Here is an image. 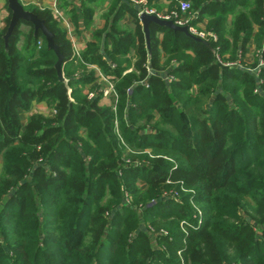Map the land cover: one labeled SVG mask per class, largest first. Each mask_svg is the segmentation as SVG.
<instances>
[{
    "label": "trees",
    "instance_id": "trees-1",
    "mask_svg": "<svg viewBox=\"0 0 264 264\" xmlns=\"http://www.w3.org/2000/svg\"><path fill=\"white\" fill-rule=\"evenodd\" d=\"M189 1L193 22L206 19L216 41L150 22V54L131 0L111 3L105 29L79 55L48 9L24 7L53 32L67 85L40 30L21 20L5 42L6 18L0 264H264V64L256 77L248 69L258 60L243 58L252 41L264 62V0ZM125 13L136 19L134 33L119 26ZM216 55L240 61L223 65ZM90 65L113 82L115 103L103 102ZM38 102L54 115L22 123L20 110ZM155 113L156 131L145 132ZM126 146L135 151L127 162ZM170 190L179 200H163Z\"/></svg>",
    "mask_w": 264,
    "mask_h": 264
},
{
    "label": "crops",
    "instance_id": "crops-1",
    "mask_svg": "<svg viewBox=\"0 0 264 264\" xmlns=\"http://www.w3.org/2000/svg\"><path fill=\"white\" fill-rule=\"evenodd\" d=\"M24 7L34 6L41 10L48 9L53 18L65 28L67 37L70 40L71 46L75 52L81 53L89 42H95L94 34L96 31L105 29L107 24V18H111L109 8L111 3H115V0H19ZM174 0H149L148 5L153 8L164 11L169 9ZM174 5V4H173ZM11 14V11L7 7V0H0V30L6 26V18ZM135 18L129 13H125L119 22V26L128 32H135L136 24ZM228 20H231V15L228 16ZM206 19L201 20V24L206 26ZM26 26V25H25ZM22 27V26H21ZM28 27V26H26ZM23 29V28H22ZM28 29V28H27ZM26 29V30H27ZM142 29V27H141ZM104 33L101 41H103ZM248 51L244 59L251 63L255 60L254 51H256L255 45L252 41L249 42ZM23 44V37H21L18 45ZM107 46L110 48V39H107ZM104 46L100 47V51ZM76 55V54H75ZM131 64L135 61V51L126 55ZM105 58V57H104ZM258 60V58H257ZM96 65H90L91 68H96ZM89 68V67H88ZM49 108L45 102L34 103L29 112L20 110V119L24 123L27 118H22V113L39 112L47 110ZM41 113V112H40ZM24 120V121H23Z\"/></svg>",
    "mask_w": 264,
    "mask_h": 264
},
{
    "label": "built area",
    "instance_id": "built-area-1",
    "mask_svg": "<svg viewBox=\"0 0 264 264\" xmlns=\"http://www.w3.org/2000/svg\"><path fill=\"white\" fill-rule=\"evenodd\" d=\"M132 3L134 5L138 6V11H137V16L139 18L140 14L142 12H146L148 14H154L159 18H163V19H168V20H172L173 23H175L176 25H180V26H187L188 31L197 37H200L202 39H210L215 41L216 40V34H214V32L212 31H208L205 29V27L201 24V21H196L193 22L194 19L197 18V12H189L191 5L189 3L188 0H175L176 4L174 5V7H172L170 10H164V11H157L155 8L153 7H149L147 5V0H131ZM38 47H40L41 45V41L39 40L37 42ZM260 52V51H259ZM76 55H78L77 52H75ZM220 63L224 64V65H228V66H232L235 63L234 62H222L219 61ZM263 62L262 60L259 61V64L257 67L252 68V69H248L250 71H254L257 72L255 75L258 77V72H259V67L262 66ZM114 66V64H112V67ZM89 68H91L90 66H88ZM96 70V75L98 76V82L104 83V88H103V97H113V103H115L116 101V95L114 92V86L112 81L106 77L105 75H103L98 68H94ZM131 71V68L125 70L123 72V74H125L126 72ZM151 69L148 68V74L151 73ZM171 77V76H170ZM170 77H167V79H172ZM262 81L261 79H259L258 83L261 84ZM141 83H143L145 86H147V81L146 79L143 81H141ZM91 85L89 84L86 88H89ZM255 92L257 91V89L254 90ZM94 91H88L87 92V96L93 97L94 96ZM53 110V113H55V110ZM116 122V121H115ZM165 192V191H164ZM167 195H172L170 197L174 198L175 200H179L177 197V193L175 191H168L162 194V198L163 200L167 199ZM175 195V196H174ZM165 233V232H164Z\"/></svg>",
    "mask_w": 264,
    "mask_h": 264
},
{
    "label": "water",
    "instance_id": "water-1",
    "mask_svg": "<svg viewBox=\"0 0 264 264\" xmlns=\"http://www.w3.org/2000/svg\"><path fill=\"white\" fill-rule=\"evenodd\" d=\"M7 7L11 11V14H10L9 22L6 27V31L3 36L5 42L7 41V38L13 31L14 27L19 23V21L24 20L26 22L31 23L33 25L34 34H36L40 30L41 34L45 38L47 49L52 50L56 55V61L54 63L56 74L59 80L64 81L65 84L67 85V79L64 77L62 71V64L64 57L60 52L58 45L54 42L53 32H51L47 28L44 21L41 18H39L33 11L25 9L19 0H7ZM139 20H140V25L142 27V32L144 34V40L148 54H150V29H149L150 22H154L159 26H166L173 30L181 31L189 36L201 40V38L192 35L188 31L187 26L176 25L173 23L172 20L159 18L154 14H148L146 12H142L139 16Z\"/></svg>",
    "mask_w": 264,
    "mask_h": 264
},
{
    "label": "rangeland",
    "instance_id": "rangeland-1",
    "mask_svg": "<svg viewBox=\"0 0 264 264\" xmlns=\"http://www.w3.org/2000/svg\"><path fill=\"white\" fill-rule=\"evenodd\" d=\"M189 1V0H188ZM189 3H190V5H191V2L189 1ZM147 5H148V0H147ZM149 7H152V6H150V5H148ZM157 10V9H156ZM166 10H170V9H166ZM157 11H160V10H157ZM189 12H193V10H192V7L190 8V10H189ZM168 20V19H167ZM139 23H140V20H139ZM175 24V23H174ZM22 30H26L28 27H26L25 25H22V27H20ZM205 29H206V26H205ZM215 34V33H214ZM200 38V37H199ZM21 39V38H20ZM202 39V38H201ZM216 39H217V36H216ZM204 40H206V41H208L209 39H204ZM20 41V40H19ZM18 41V42H19ZM216 41V40H215ZM18 42H17V45H18ZM249 44L250 43H248V45H247V49H246V53H245V56H246V54H247V51H248V46H249ZM19 46V45H18ZM261 49L262 48H259V49H256V51H254V54H255V60L258 58V61H257V64H256V67L258 66V64H259V61L261 60L260 59V52H261ZM260 51V52H259ZM73 53H74V51H73ZM237 54H238V56H239V53L237 52ZM237 57V56H236ZM165 58V54L164 53H162V55H161V59L163 60ZM216 58H217V60H218V62L219 61H222V62H227V61H225V60H223L222 59V57L220 58L218 55H216ZM239 58V57H238ZM244 58V57H243ZM175 59H172L171 60V65H172V63L173 62H175L174 61ZM254 60V61H255ZM240 61V59H235L233 62L235 63V64H238V62ZM254 61H252V62H254ZM251 62V63H252ZM263 62V61H262ZM222 64V63H221ZM263 64H264V62H263ZM262 64V65H263ZM224 65V64H223ZM260 68V67H259ZM131 69H132V67H131ZM129 72V71H128ZM151 73H153V71H151ZM257 72H255V74H256ZM171 76V77H170ZM174 75H172V74H166L165 75V77H164V79L169 83V82H171L172 80H173V77ZM256 76V75H255ZM167 77H170V78H172V79H167ZM257 77V76H256ZM111 80V79H110ZM259 81V80H258ZM261 82V84L263 83V80L262 81H260ZM113 83V82H112ZM194 89L192 90V93H191V95L192 96H195L196 94H197V88L196 87H193ZM127 91H128V89H127ZM68 92H70V90H68ZM105 99H103V102L104 103H106L107 104V98L108 97H104ZM109 102H108V104L110 105V103H111V105L113 104L112 103V101H110V100H108ZM209 101H210V99L208 100V103H209ZM179 106V105H178ZM113 110H115V107L114 108H112ZM29 112V111H28ZM36 112V111H35ZM35 112H32V113H35ZM38 112H39V110H38ZM41 113H43V114H46V115H49V116H53L54 115V113H53V110L51 109V108H47V110H44V111H40ZM39 112V113H40ZM32 113H27V115H25L24 113H22V118H27L30 114H32ZM199 116L202 118L204 115H202V114H199ZM158 115L155 113V117L152 119V120H150L149 121V123L148 124H151L147 129H145L144 131L145 132H149V131H156V129L154 128V127H152V124H154V122H156L157 121V119H158ZM24 118V119H25ZM24 121V120H23ZM144 123V122H143ZM146 124V123H145ZM144 125V124H143ZM114 128H115V134L117 135V137L119 138V140H120V142L121 143H124L123 142V138L121 137V134H120V132H119V128H118V124H117V121L115 122V124H114ZM132 149V147L131 148H129L128 146H126V148H125V150L123 151V156H122V159L124 158L125 159V161L127 162V161H129V158H126L125 156H126V154H128L129 153V151ZM132 152H135V151H133V150H131ZM139 160H135V163L137 164V163H139V162H142V161H139ZM138 182V184H139V186H141V188H144L145 187V184L142 182V181H137ZM166 183H167V181H166ZM170 189V188H169ZM168 189V190H169ZM163 193H165V192H163ZM175 196V195H174ZM233 264V263H232Z\"/></svg>",
    "mask_w": 264,
    "mask_h": 264
}]
</instances>
